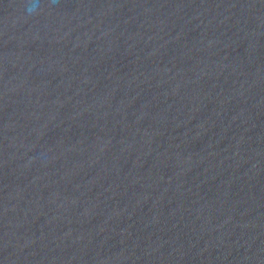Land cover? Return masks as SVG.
<instances>
[{
  "label": "water",
  "instance_id": "95a60500",
  "mask_svg": "<svg viewBox=\"0 0 264 264\" xmlns=\"http://www.w3.org/2000/svg\"><path fill=\"white\" fill-rule=\"evenodd\" d=\"M0 264H264V0H0Z\"/></svg>",
  "mask_w": 264,
  "mask_h": 264
}]
</instances>
